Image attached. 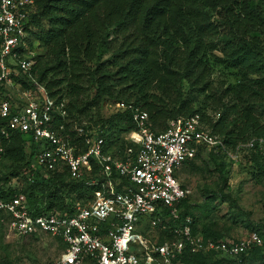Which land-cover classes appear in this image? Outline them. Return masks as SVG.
<instances>
[{"label": "trees", "instance_id": "trees-1", "mask_svg": "<svg viewBox=\"0 0 264 264\" xmlns=\"http://www.w3.org/2000/svg\"><path fill=\"white\" fill-rule=\"evenodd\" d=\"M30 25L31 41L42 50L34 57L32 72L49 97L67 100L66 111L72 121L78 122L77 116L90 108L97 111L100 102L107 100L144 111L155 133L168 121L194 114L203 122L207 118L192 108L196 96L191 93L208 89L203 82L208 74L206 58L218 51L221 58H215L216 62L233 70L236 82L221 91L219 101H226L220 104L216 119L207 121L209 132L230 150L264 137V17L250 8L247 0H34ZM221 30H228L229 36H221L219 48L207 42ZM256 32L262 40L250 36ZM102 48L108 52L107 62L97 56ZM183 84L189 89L185 96L181 92ZM86 87L93 95L80 105L78 99ZM86 124L103 129L106 146L118 152L128 145L118 138L119 134L135 130L129 111L89 119ZM24 140L13 132L8 140L0 142V156L11 163L9 173L0 176L2 197L23 195L34 215L69 213L75 202L89 201L99 189L103 178L95 170L89 178L97 182L95 185L87 184L86 178L68 180L64 172L45 178L35 173L28 182L31 175L23 176L22 171L33 152L24 153ZM223 156L220 151L214 152L218 161ZM13 177L19 178L21 189L7 186ZM186 216L184 200L176 223ZM190 220L192 233L219 240L204 227L197 230ZM53 240L60 249L63 247ZM260 251V247L253 248L245 261L259 258ZM211 257L183 251L178 261L209 264ZM222 263L233 264L222 258L211 262Z\"/></svg>", "mask_w": 264, "mask_h": 264}, {"label": "built area", "instance_id": "built-area-1", "mask_svg": "<svg viewBox=\"0 0 264 264\" xmlns=\"http://www.w3.org/2000/svg\"><path fill=\"white\" fill-rule=\"evenodd\" d=\"M33 10L34 0H0V142L13 132L27 141L33 155L22 175H31L28 182L35 173L45 178L64 172L68 180L86 178L95 185L89 179L93 170L103 180L93 201L75 202L69 213L34 215L23 195H0V214L10 232L58 240L63 247L49 264H180L183 251L245 264L247 254L261 244L257 233L204 239L192 233L188 216L176 223L179 205L190 194L178 174L200 148L235 160L239 148L263 140L250 139L229 151L197 114L168 121L155 133L144 111L120 102L110 104L111 113L129 111L135 130L123 135L128 145L121 152L108 148L106 132L69 119L67 100L49 97L32 72L37 51L30 38ZM150 232L164 237L158 241Z\"/></svg>", "mask_w": 264, "mask_h": 264}, {"label": "rangeland", "instance_id": "rangeland-1", "mask_svg": "<svg viewBox=\"0 0 264 264\" xmlns=\"http://www.w3.org/2000/svg\"><path fill=\"white\" fill-rule=\"evenodd\" d=\"M247 2L250 8L264 17V0H247ZM221 36H229L228 30H221L219 36L207 42H212L219 48ZM250 36L262 40L259 32ZM41 53V49L36 51V55ZM97 56L101 61H108V52L103 48L98 50ZM215 58H221L218 51L212 52L206 58L208 74L203 82L208 89L203 93H191L196 96L192 108L200 110L207 118L202 122L206 131H209L207 121L213 122L216 119L220 104L226 101L225 99L219 101L221 91L227 85L236 82L234 71L217 63ZM188 90L186 84L181 86L184 96L188 94ZM92 95V89L86 87L85 92L78 99L79 104H84ZM110 104H112L110 101H101L97 111L93 108L88 109L77 116L78 122H76L83 124L89 119L95 121L107 117L112 112ZM118 138H124L123 134L120 133ZM262 140V143L254 144L252 148H239L235 160L224 155L218 161L214 157V152L203 147L200 155L184 165L178 174L180 184L190 192L186 199L187 214L195 222L197 230L200 231L204 227L219 240L239 239L254 231L258 233L261 239L260 257L246 261L245 264H264V137ZM27 144L24 140V153H28ZM10 165V161L0 156V176L9 173ZM9 182L15 190L22 188L21 181L17 177L10 178ZM94 199L92 195L89 201ZM149 236L157 238L158 233L150 232ZM163 237L159 235L157 240L161 241ZM59 254V244L52 238L43 235L25 239L18 237L10 232L7 218L0 215V264L2 262L49 264ZM219 259L221 258L213 256L209 264Z\"/></svg>", "mask_w": 264, "mask_h": 264}]
</instances>
